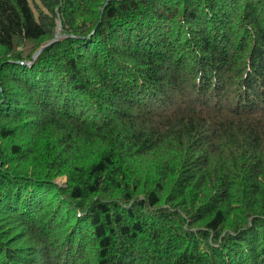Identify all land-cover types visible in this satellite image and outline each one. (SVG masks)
I'll return each mask as SVG.
<instances>
[{"label":"trees","instance_id":"trees-1","mask_svg":"<svg viewBox=\"0 0 264 264\" xmlns=\"http://www.w3.org/2000/svg\"><path fill=\"white\" fill-rule=\"evenodd\" d=\"M18 134L0 226L29 238L0 234V264H264V0H0Z\"/></svg>","mask_w":264,"mask_h":264},{"label":"rangeland","instance_id":"rangeland-1","mask_svg":"<svg viewBox=\"0 0 264 264\" xmlns=\"http://www.w3.org/2000/svg\"><path fill=\"white\" fill-rule=\"evenodd\" d=\"M61 36H60V38H61ZM48 42H46V43H48ZM36 58H37V56L35 58H33V56H32L31 61L26 62V64L30 65ZM51 133H52V135H50V136L45 134V135H39L38 137H40V136L42 137L43 136V138L45 139V143L46 144H47V142L53 144L52 142L57 139L58 135H56L55 132H52V130H51ZM35 137L37 138V136H35ZM39 139L40 138H37V140H39ZM32 141H33L32 140V136H30V134H18L14 138H2V137H0V150L5 152V153L9 152L10 151V146L13 144V142L21 144L24 147V149L26 147L27 148H31L32 143H33ZM84 149L85 148L81 144H79V145L76 146L75 153H72L71 155L67 154V156L71 157L72 159L76 158V157L77 158L79 157V158L83 159V157H81V153L84 151ZM154 161H158V156L157 157L152 156L150 158V160H148V162H146V169L148 170V173H151V171L153 170L152 162H154ZM36 162H37V159H36L35 154L30 152V153L25 154L24 158L22 159V162H18V163H16V165H17V167H21L22 170L25 171L26 169L30 170V169L34 168L36 166ZM78 162H81V160L78 161ZM134 162H136V161H134ZM37 165H38V163H37ZM129 165H128L129 167L127 168L126 172L129 174V176H133L131 173L136 174V171H138V169L135 168V164H129ZM145 175H147V172L145 173ZM143 178L146 180V179H148V176L147 177L145 176ZM55 181L60 186L64 187L66 185L67 179H66L65 175H61V176H58ZM100 195H104L105 196L107 194H106V192L104 194V191H103V192H100ZM93 198L96 199L97 197L94 196ZM1 227L4 228L5 226L4 225L0 226V232L2 231L0 233L1 237L6 238V239L10 238V241H12V242H15V241L19 240L20 238L24 237V235H27L26 232H24V229L22 228V225H18L16 223L12 224V227L10 226V224H8L7 228L5 230H3V228H1ZM26 231H27V229H26ZM25 238H29V235L25 236ZM17 243L19 245L23 244L22 241H17Z\"/></svg>","mask_w":264,"mask_h":264},{"label":"water","instance_id":"water-1","mask_svg":"<svg viewBox=\"0 0 264 264\" xmlns=\"http://www.w3.org/2000/svg\"><path fill=\"white\" fill-rule=\"evenodd\" d=\"M60 36H61L60 34H56V36H55V38L53 40H51L48 43H46L45 45H43L37 52L34 53L33 58L38 56L40 54V52L43 51L47 46L51 45L56 40H58L60 38Z\"/></svg>","mask_w":264,"mask_h":264}]
</instances>
